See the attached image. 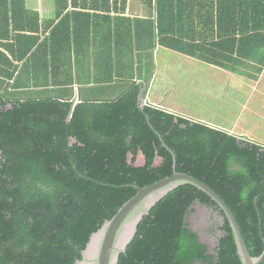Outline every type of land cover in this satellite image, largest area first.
Segmentation results:
<instances>
[{
  "label": "trees",
  "instance_id": "trees-1",
  "mask_svg": "<svg viewBox=\"0 0 264 264\" xmlns=\"http://www.w3.org/2000/svg\"><path fill=\"white\" fill-rule=\"evenodd\" d=\"M139 1L155 9L152 36L169 49L230 71L242 61L264 68V0ZM32 41L22 57L32 55ZM14 67L0 49V264H77L91 235L136 194L135 185L173 173V153L177 171L226 202L250 255L263 252V144L160 107L140 108L142 84L127 85L115 101L22 97L11 90ZM132 146L146 148L150 162L130 168ZM198 203L223 217L211 228L214 244L191 225ZM116 264L242 261L222 209L184 183L143 216Z\"/></svg>",
  "mask_w": 264,
  "mask_h": 264
},
{
  "label": "crops",
  "instance_id": "crops-1",
  "mask_svg": "<svg viewBox=\"0 0 264 264\" xmlns=\"http://www.w3.org/2000/svg\"><path fill=\"white\" fill-rule=\"evenodd\" d=\"M0 20V49L16 70L11 90L22 97H58L73 104L87 98L115 101L127 85L142 84L145 105L197 120L167 101L181 89L185 94L189 87L197 89L194 83L201 88L213 80L224 92L231 78L254 72L258 78L264 72L259 64L244 61L230 71L162 45L152 36L155 9L139 0H0ZM32 39V55L22 57ZM174 57L188 84L173 78ZM156 79L159 88L153 90L150 83ZM224 130L238 135L233 127Z\"/></svg>",
  "mask_w": 264,
  "mask_h": 264
},
{
  "label": "rangeland",
  "instance_id": "rangeland-1",
  "mask_svg": "<svg viewBox=\"0 0 264 264\" xmlns=\"http://www.w3.org/2000/svg\"><path fill=\"white\" fill-rule=\"evenodd\" d=\"M174 59L175 57L170 62V67L173 68V78L179 76L181 84H188L184 82L187 81V77L182 76V72H178L180 62ZM162 64L163 61H159V68L163 66ZM254 71L256 70L254 69ZM225 77L229 79L228 76L225 75ZM229 81L228 86L223 85L224 92L221 87L215 88L213 80L201 88H199L200 85L194 83L197 89L192 91L189 87L188 94H185L187 93L186 89H181L177 94L178 99L170 97V101H167L166 104H172L176 110L180 108L185 114L191 115L198 121H206L213 127L223 130L227 126L233 127L241 138L249 140L254 138L256 142L264 145V72L258 78L254 72L246 75L243 79L237 77L231 78ZM158 82L157 79L155 82L151 81L150 86L153 90L159 88ZM178 85L180 83H176L175 87ZM166 87L168 90H172L169 86L166 85ZM171 100H175L177 103L171 102ZM153 153L155 155L152 158V164L156 165L160 161L156 155V147H154ZM151 155L147 154L146 148L136 149L132 146L128 154V166L133 169L140 168L150 162ZM196 207L198 210H202L198 214L193 213L190 216L191 225L200 233L203 240L214 244L215 236L211 227L215 219L208 210L203 209L204 206Z\"/></svg>",
  "mask_w": 264,
  "mask_h": 264
},
{
  "label": "water",
  "instance_id": "water-1",
  "mask_svg": "<svg viewBox=\"0 0 264 264\" xmlns=\"http://www.w3.org/2000/svg\"><path fill=\"white\" fill-rule=\"evenodd\" d=\"M140 108L145 106L143 88L139 93ZM173 173L150 185L139 187L135 185L136 194L126 201L117 212L106 220L94 232L85 248L81 251L82 259L77 264H116L119 254L134 237L137 225L145 214L168 192L181 184L190 183L208 194L222 209L233 230L237 252L242 264H259L264 258V250L259 256H251L235 216L226 202L205 182L184 172L176 170V156L173 153ZM196 206H202L198 203ZM205 207V206H204ZM223 217L220 216L222 223Z\"/></svg>",
  "mask_w": 264,
  "mask_h": 264
},
{
  "label": "flooded vegetation",
  "instance_id": "flooded-vegetation-1",
  "mask_svg": "<svg viewBox=\"0 0 264 264\" xmlns=\"http://www.w3.org/2000/svg\"><path fill=\"white\" fill-rule=\"evenodd\" d=\"M203 209H204V210H208V211L212 214V216H213L214 219H215V222L213 223V225H212L211 228H213V229H217L218 225H219V224H222L221 221H220V216H221V215H220L217 211L212 210L211 208L203 207ZM201 210H202V209H201ZM201 210H198L197 207H196L194 213H197V214H198ZM217 233H218V231L216 232V234H217Z\"/></svg>",
  "mask_w": 264,
  "mask_h": 264
}]
</instances>
